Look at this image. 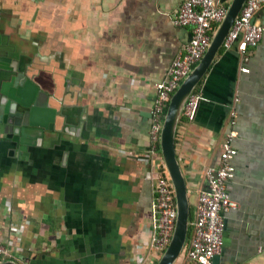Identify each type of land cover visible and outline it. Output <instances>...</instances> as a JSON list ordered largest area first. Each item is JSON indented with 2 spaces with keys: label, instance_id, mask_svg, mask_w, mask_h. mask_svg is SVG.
Masks as SVG:
<instances>
[{
  "label": "crops",
  "instance_id": "0c3cea01",
  "mask_svg": "<svg viewBox=\"0 0 264 264\" xmlns=\"http://www.w3.org/2000/svg\"><path fill=\"white\" fill-rule=\"evenodd\" d=\"M185 1L0 0V55L40 84L55 111L54 130L28 155L0 136V242L12 253L1 261L159 263L151 237L164 160L160 146L151 153V117L157 84L192 38L191 26L173 23ZM255 16L264 28V6ZM240 66L236 51L220 50L193 93L195 117H180L176 154L192 223L239 96L228 183L238 207L225 214L220 264H264V34L250 73ZM191 235L176 264H193Z\"/></svg>",
  "mask_w": 264,
  "mask_h": 264
},
{
  "label": "built area",
  "instance_id": "2783aa9c",
  "mask_svg": "<svg viewBox=\"0 0 264 264\" xmlns=\"http://www.w3.org/2000/svg\"><path fill=\"white\" fill-rule=\"evenodd\" d=\"M262 6L264 0H246L223 45L225 50H230L236 41L239 42L237 50L242 73H250L251 52L263 38V26L253 22ZM227 12L228 6L217 3L216 0H186L174 15V25L192 27V38L173 61L167 79L157 84L158 94L151 117V153L154 154L159 149L163 123L173 94L204 57ZM199 100L200 96L196 94L189 97L183 111L188 119L195 117ZM239 102V96H235L230 109V130L222 143L220 163L206 171L208 190L201 193L196 218L190 226L192 235L186 256L193 264H215L214 258L224 248L225 214L238 207L231 198L228 183L236 172L234 159L238 155V149L234 140L238 137L235 127L238 119L236 105ZM154 205L151 247L164 253L171 242L177 221L175 191L164 167L155 179ZM11 257V250L0 242V261ZM142 261L143 259L140 260Z\"/></svg>",
  "mask_w": 264,
  "mask_h": 264
},
{
  "label": "water",
  "instance_id": "95a60500",
  "mask_svg": "<svg viewBox=\"0 0 264 264\" xmlns=\"http://www.w3.org/2000/svg\"><path fill=\"white\" fill-rule=\"evenodd\" d=\"M245 2L246 0H232L204 57L184 79L169 103L161 131L160 147L163 167L175 191L177 221L171 242L158 264L177 263L186 248L191 226L187 183L176 154L177 126L189 97L209 72ZM255 21L256 16L253 19ZM238 43L236 41L230 50L238 53ZM11 61L12 59L0 55V136L11 137L19 152L28 155L31 145H37L47 131L54 130L55 111L48 107L49 95L40 84ZM214 262L220 264L219 255L214 258ZM0 264L17 263L7 260L0 261Z\"/></svg>",
  "mask_w": 264,
  "mask_h": 264
}]
</instances>
